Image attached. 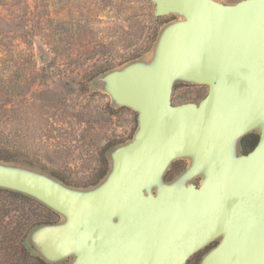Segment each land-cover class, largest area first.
Listing matches in <instances>:
<instances>
[{"label": "water", "instance_id": "95a60500", "mask_svg": "<svg viewBox=\"0 0 264 264\" xmlns=\"http://www.w3.org/2000/svg\"><path fill=\"white\" fill-rule=\"evenodd\" d=\"M151 1L153 17H177L148 54L95 80L113 105L137 113L104 177L77 187L0 158V189L60 216L26 237L49 264H188L202 251L199 264H264V112L260 124L245 123L261 132L247 154L232 116L235 92L264 91V0ZM178 83L209 93L176 105ZM178 160L187 168L168 178Z\"/></svg>", "mask_w": 264, "mask_h": 264}, {"label": "rangeland", "instance_id": "374dc122", "mask_svg": "<svg viewBox=\"0 0 264 264\" xmlns=\"http://www.w3.org/2000/svg\"><path fill=\"white\" fill-rule=\"evenodd\" d=\"M154 8L151 0H0V155L73 186L98 183L110 149L136 130L137 113L113 105L95 80L150 52L177 17L155 18ZM207 89L178 83L175 94L198 102ZM59 220L34 199L0 189V264H38L27 234ZM204 252L188 264H199Z\"/></svg>", "mask_w": 264, "mask_h": 264}, {"label": "flooded vegetation", "instance_id": "af4514ba", "mask_svg": "<svg viewBox=\"0 0 264 264\" xmlns=\"http://www.w3.org/2000/svg\"><path fill=\"white\" fill-rule=\"evenodd\" d=\"M208 93L209 91L207 89V92L205 93L203 98H205L208 95ZM234 94H237L238 97L232 101L233 108H234L232 116L235 119V122L233 123V127H234L233 133L235 134L236 132L244 128V132L240 138L241 150L244 154H247L259 143L261 139V132H259L256 128L255 130L246 129L245 123L247 122L248 124V122H251L253 118L257 124L261 123L262 113L264 112V91L244 89L241 91H237ZM179 98L180 99H178L176 94L173 95V103L176 105L184 103L183 97L180 96ZM184 163H186V166L183 169L178 170V167H179L178 165L184 164ZM187 166L188 164L186 160L176 161L175 164L168 171V178L181 173L183 170L187 168ZM33 259L38 264H43L44 262L43 259L39 257H34Z\"/></svg>", "mask_w": 264, "mask_h": 264}, {"label": "trees", "instance_id": "16d2710c", "mask_svg": "<svg viewBox=\"0 0 264 264\" xmlns=\"http://www.w3.org/2000/svg\"><path fill=\"white\" fill-rule=\"evenodd\" d=\"M0 158L1 159H10L11 158V156H9V155H0Z\"/></svg>", "mask_w": 264, "mask_h": 264}]
</instances>
